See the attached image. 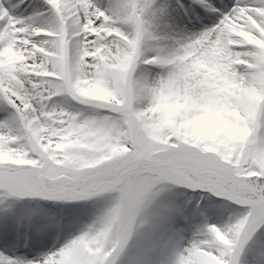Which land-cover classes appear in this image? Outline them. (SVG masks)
Wrapping results in <instances>:
<instances>
[{
    "label": "snow or ice",
    "instance_id": "obj_1",
    "mask_svg": "<svg viewBox=\"0 0 264 264\" xmlns=\"http://www.w3.org/2000/svg\"><path fill=\"white\" fill-rule=\"evenodd\" d=\"M0 264H264V0H0Z\"/></svg>",
    "mask_w": 264,
    "mask_h": 264
}]
</instances>
